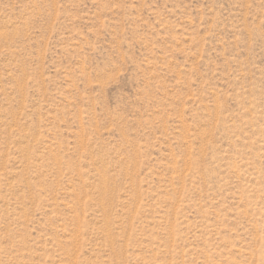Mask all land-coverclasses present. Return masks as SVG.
<instances>
[{
	"label": "rangeland",
	"instance_id": "rangeland-1",
	"mask_svg": "<svg viewBox=\"0 0 264 264\" xmlns=\"http://www.w3.org/2000/svg\"><path fill=\"white\" fill-rule=\"evenodd\" d=\"M0 264H264V0H0Z\"/></svg>",
	"mask_w": 264,
	"mask_h": 264
}]
</instances>
